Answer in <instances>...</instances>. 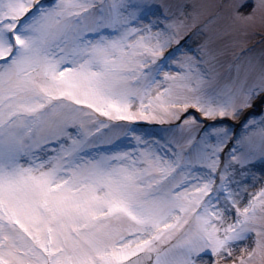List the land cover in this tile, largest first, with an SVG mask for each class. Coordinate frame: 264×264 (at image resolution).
Here are the masks:
<instances>
[{
    "label": "snow or ice",
    "instance_id": "obj_1",
    "mask_svg": "<svg viewBox=\"0 0 264 264\" xmlns=\"http://www.w3.org/2000/svg\"><path fill=\"white\" fill-rule=\"evenodd\" d=\"M234 34L264 46V0H0V264H264Z\"/></svg>",
    "mask_w": 264,
    "mask_h": 264
},
{
    "label": "rangeland",
    "instance_id": "obj_2",
    "mask_svg": "<svg viewBox=\"0 0 264 264\" xmlns=\"http://www.w3.org/2000/svg\"><path fill=\"white\" fill-rule=\"evenodd\" d=\"M233 40H240L242 41V43L237 47H231L230 45L232 44ZM219 44L221 47L229 45V47L227 48V55L222 57V63L224 65L222 71L228 70V64L232 62L233 54L238 53L241 47H250L256 54H259L261 48L264 47L261 45V36L259 34L249 35L247 37L241 36L239 34H234L233 36L225 37L222 41L219 42Z\"/></svg>",
    "mask_w": 264,
    "mask_h": 264
}]
</instances>
